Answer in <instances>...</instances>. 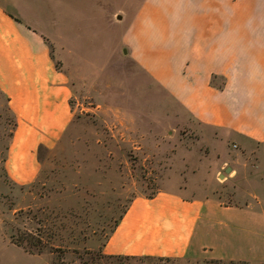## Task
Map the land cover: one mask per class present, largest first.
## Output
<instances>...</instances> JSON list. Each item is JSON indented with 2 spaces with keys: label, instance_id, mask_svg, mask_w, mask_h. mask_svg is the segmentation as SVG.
<instances>
[{
  "label": "crops",
  "instance_id": "obj_1",
  "mask_svg": "<svg viewBox=\"0 0 264 264\" xmlns=\"http://www.w3.org/2000/svg\"><path fill=\"white\" fill-rule=\"evenodd\" d=\"M25 15L19 0H0V90L17 119L5 165L21 185L75 113L68 72ZM122 44L202 138L226 143L215 168L224 179L168 176L130 201L103 251L264 264V0H140Z\"/></svg>",
  "mask_w": 264,
  "mask_h": 264
},
{
  "label": "rangeland",
  "instance_id": "obj_2",
  "mask_svg": "<svg viewBox=\"0 0 264 264\" xmlns=\"http://www.w3.org/2000/svg\"><path fill=\"white\" fill-rule=\"evenodd\" d=\"M139 1L19 0L70 76L75 113L58 144L40 148L38 177L16 184L5 163L17 119L0 90V264H235L103 251L130 201L168 176L224 179L226 143L202 138L122 44Z\"/></svg>",
  "mask_w": 264,
  "mask_h": 264
},
{
  "label": "trees",
  "instance_id": "obj_3",
  "mask_svg": "<svg viewBox=\"0 0 264 264\" xmlns=\"http://www.w3.org/2000/svg\"><path fill=\"white\" fill-rule=\"evenodd\" d=\"M20 244L22 243L21 241H18Z\"/></svg>",
  "mask_w": 264,
  "mask_h": 264
},
{
  "label": "water",
  "instance_id": "obj_4",
  "mask_svg": "<svg viewBox=\"0 0 264 264\" xmlns=\"http://www.w3.org/2000/svg\"><path fill=\"white\" fill-rule=\"evenodd\" d=\"M120 16V15H119ZM125 50H126V48H125Z\"/></svg>",
  "mask_w": 264,
  "mask_h": 264
}]
</instances>
